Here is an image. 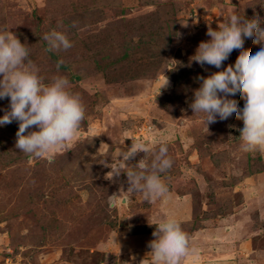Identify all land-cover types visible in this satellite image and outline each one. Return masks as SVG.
I'll use <instances>...</instances> for the list:
<instances>
[{"label":"rangeland","instance_id":"1","mask_svg":"<svg viewBox=\"0 0 264 264\" xmlns=\"http://www.w3.org/2000/svg\"><path fill=\"white\" fill-rule=\"evenodd\" d=\"M65 1L0 0V29L28 44L43 78L58 73L62 60L66 73L77 75L71 89L86 108L73 139L39 158L16 149L14 133L7 139L1 129L0 264H151L148 235L165 212L162 201L176 199L185 201L183 213H193L179 220L188 221L182 228L190 252L220 246L232 254L207 264H264V154L242 150L243 121L235 114L207 126L205 114L189 107L194 94L179 90L174 100L165 73L177 66L202 77L221 70L193 60L210 39L208 28L218 30L233 13L264 18V0H69L80 3L71 9ZM79 14L88 18L78 21ZM52 30L72 47L47 51L44 36ZM244 47L255 54L259 45L246 38ZM150 51L156 71L143 67ZM238 55L233 50L222 67ZM138 65L144 75L131 78ZM230 98L243 108L239 93ZM9 104L0 103V116ZM137 143L148 151L125 167L120 153ZM162 143L173 160L163 197L148 202L128 191L123 170L107 178L118 165L132 171L140 159L150 162Z\"/></svg>","mask_w":264,"mask_h":264},{"label":"clouds","instance_id":"2","mask_svg":"<svg viewBox=\"0 0 264 264\" xmlns=\"http://www.w3.org/2000/svg\"><path fill=\"white\" fill-rule=\"evenodd\" d=\"M207 35L210 39L200 42L193 60L202 67L207 64L221 70L206 78L199 77L201 84L189 107L194 113L205 114L207 126L235 114V119L243 121V128L237 129L241 133L242 150L264 154V18L256 15L248 19L233 13L218 25V30L209 27ZM246 38L261 45L255 54L244 47ZM44 39L49 52L72 47L61 31L52 30ZM27 45L10 28L0 29V99L10 98L9 108L0 117V126L17 121L15 148L39 158L73 139L85 119L86 108L80 95L72 91L67 77L54 76L45 83L40 69L30 58ZM233 50H239L235 64L222 67ZM62 63L59 61L57 68ZM169 83L167 79L160 89ZM237 93L244 100L242 109L236 99L230 98ZM147 151L142 143L132 144L120 153L121 161L128 167L126 161ZM172 165L167 145L162 143L150 162L140 159L131 166L132 171L118 165L107 178L119 177L123 170L128 191L141 192L146 201L153 202L168 192L162 177ZM153 237L148 244L151 264H180L189 253L190 238L175 217L159 222Z\"/></svg>","mask_w":264,"mask_h":264},{"label":"trees","instance_id":"3","mask_svg":"<svg viewBox=\"0 0 264 264\" xmlns=\"http://www.w3.org/2000/svg\"><path fill=\"white\" fill-rule=\"evenodd\" d=\"M64 4L66 5V6H69V8L71 9L72 7H74L75 5H78V4H80V3H74V2H71V4L69 3V0H67V1H65L64 2ZM72 5V6H71ZM88 17L86 16V15H84V16H82V15H77V20L79 21V20H82V21H85L86 19H87ZM261 47V45H259V47L258 48H260ZM254 49V51L256 52V51H258L259 49ZM93 52L94 51H92V49H91V53H90V51H88V54H89V57L90 58H92V56H93ZM151 54V51L149 52V54L148 55H146V57L147 56H149ZM92 55V56H91ZM124 56H126V55H122L121 57L123 58ZM150 57V58H149ZM149 57H147L146 59H143V60H145L146 62H144L146 65H144L143 67H147L148 69H151V70H154L155 69V71L157 70V67H158V60H153V58H151V55L149 56ZM145 58V57H144ZM149 58V59H148ZM79 61V60H78ZM88 61L89 60H85V62L83 63L84 64V67H86L87 66V64H88ZM159 61L160 62H164L165 61V59L163 58V61H162V59L160 60L159 59ZM154 63V64H153ZM58 64V63H57ZM57 64H56V68H57ZM179 63H176L173 67H175V66H177ZM153 65H155L156 67H154ZM139 66V65H138ZM177 67H179L180 69H178V70H175V74H173V73H171V70H170V72L168 73V72H165V73H167V75L173 80V83H174V85H173V83H172V87H171V89L173 88V91H172V93L174 94V100H176V101H178L179 102V100H178V98H180L179 97V95L177 94V91H179L180 90V94H183V93H187V95H191V94H194V92H195V90H197L199 87H200V84H201V81H200V79H199V77H202V76H200V75H198V74H195V73H185V72H183V69H182V67H180V66H177ZM138 68V67H137ZM136 68V69H137ZM135 69V70H136ZM57 70H58V73L56 72L55 74H54V76H65V77H67L68 78V80L69 79H77V75H73V74H68V73H66V71H65V65H63V64H61V66L59 67V68H57ZM65 71V72H64ZM144 73L145 72H141V70H140V66H139V69H137L136 71H135V73H134V75H131V78H137L138 76H141V75H144ZM80 75V74H79ZM54 76H50V78H44V81H45V83H47V82H49ZM109 76H106V78H108ZM206 78V77H205ZM198 81V82H197ZM5 100H7V101H10L9 100V98H5V99H0V103L1 102H3V101H5ZM159 103H161V102H159ZM162 104V103H161ZM4 114H2L0 117H2ZM1 129H3L4 131H3V135L8 139V133L11 131V132H13L14 133V135L13 136H16V132L18 131V129H16L15 128V125H14V123L12 122L11 124H8V125H5V126H0V132H1ZM12 136V135H11ZM182 226H184L183 224H182ZM142 230H144L143 232H149L150 230L148 229V227L147 226H143V228H142ZM154 231H152V233H153Z\"/></svg>","mask_w":264,"mask_h":264},{"label":"crops","instance_id":"4","mask_svg":"<svg viewBox=\"0 0 264 264\" xmlns=\"http://www.w3.org/2000/svg\"><path fill=\"white\" fill-rule=\"evenodd\" d=\"M168 81L170 82L171 79L167 78ZM162 201V200H161ZM162 206L165 208V212L163 210H160L158 212V215L161 218L158 219V222H161L162 220L168 218V215H172V213L170 212L171 209L176 211L177 215L179 216V218L177 219L178 221L183 217L186 218V220H191L192 218V211H186L183 213L184 208H186L185 201L183 200H174L172 202L170 201H162ZM181 209V210H180ZM179 210V212H178ZM191 215V216H190ZM182 220V219H181ZM183 222L182 224H187V222L184 221H180ZM182 226V225H181ZM151 235V234H150ZM148 235L150 239H153V236ZM146 237V235H145ZM215 248V247H214ZM190 249V248H189ZM191 250V249H190ZM183 257L180 261V264H207L206 261H208V259L213 258L214 260L217 261H221L224 262L225 259V255H231L232 254V249L230 248V250H226L220 246H218L217 250H214V252H210V250L207 251V249L203 248H199V246H197V250L194 249V251L190 252ZM233 261V260H232Z\"/></svg>","mask_w":264,"mask_h":264}]
</instances>
